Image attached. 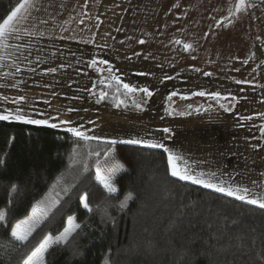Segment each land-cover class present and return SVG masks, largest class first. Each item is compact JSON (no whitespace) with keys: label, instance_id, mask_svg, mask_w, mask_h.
I'll return each mask as SVG.
<instances>
[{"label":"trees","instance_id":"1","mask_svg":"<svg viewBox=\"0 0 264 264\" xmlns=\"http://www.w3.org/2000/svg\"><path fill=\"white\" fill-rule=\"evenodd\" d=\"M16 2L0 0V22ZM114 87L115 82L96 83V101L101 90L109 93L98 104L116 107ZM108 147L61 128L0 121V208L7 209V221L0 224V264H23L44 235L63 230L69 215L81 228L67 244L49 250L46 264H104L105 256L112 264H264V210L173 177L160 148L111 146L127 171L118 176L119 194L105 215L107 193L96 179V163ZM13 184L17 193H11ZM127 192L133 199L121 209L118 202ZM49 193L60 203L28 242L15 240L12 226ZM85 193L101 209H84Z\"/></svg>","mask_w":264,"mask_h":264},{"label":"crops","instance_id":"2","mask_svg":"<svg viewBox=\"0 0 264 264\" xmlns=\"http://www.w3.org/2000/svg\"><path fill=\"white\" fill-rule=\"evenodd\" d=\"M71 1L74 3L76 0ZM118 1L124 3L123 16L113 31L109 48L103 50L105 52L103 53L97 47L82 52L79 50L65 52L63 39L60 40L56 34L51 36L46 29L43 32L39 29L42 23H48L42 12L38 15L39 9L41 10V7L52 9L54 1L33 0L37 6L29 9L30 15L22 24L21 38L9 41L11 45L19 47L6 50L8 58L14 57L23 68L19 69L22 77L25 74L21 82H28L37 89H44L50 86L48 81L51 80L54 87L58 88L60 85L63 89L64 77L63 75L60 77V74L66 65L72 64L76 66V73L75 82L72 78L71 82L76 83L78 88H89L91 84L88 87L86 83L93 84L95 81L89 74L94 78L95 72L101 70L92 68L95 65L91 64V61L95 57L100 61H109L105 65L114 67L113 69L122 75L121 80L132 85L138 82L133 80L132 71L128 69V66L134 68L131 62L137 64V74L143 70L155 74L153 71L156 70L155 66L168 67L171 74L182 72L183 79L188 73L194 74L196 75L194 81L185 79L178 84L179 93L176 98H172L168 92L171 96L168 106H171V101L181 98L189 102V106L183 112L190 115H180L182 120L173 124L177 150L183 152V156L187 158L194 171L217 172L222 174L224 179L231 176L237 184L247 186L254 192L264 193V176L261 175L264 173V136L259 131V126L264 124V118L257 115L264 113V4H261L260 0H255L258 7L242 15L232 26L226 27L227 22L224 21L217 27V22L228 15V9L235 0ZM99 6L105 8L110 5L100 3ZM23 29L32 35L23 34ZM50 38L53 41H51L53 49L47 48ZM141 40L145 43L141 44ZM177 40L181 43H176ZM44 42L47 46H44ZM129 42L134 43L130 45ZM185 43L192 44V48L185 50L183 46ZM43 51L48 54H44ZM48 56L52 58L51 61L44 59ZM65 57H75L76 60L72 59L71 63H68ZM86 57L88 59L83 60ZM100 61L98 60V65L102 67L104 64ZM145 63L150 67H146ZM53 68L56 69L54 73L60 72L56 78L53 75L48 76L51 74L49 69ZM205 72L212 75H204ZM31 74L34 78L30 77ZM147 85L148 89L155 90L154 81ZM181 89L185 91L182 93ZM199 91L220 92L222 97L228 99L217 101L208 95H192ZM40 94L47 98L51 96L48 102L56 109L53 111L54 114L61 115L58 107L54 106L56 104L53 101L54 95L44 91ZM57 94L56 98L63 99V90ZM26 95L28 94L23 93L21 96ZM17 96L14 93L8 94L7 97L10 99L8 101L13 103ZM135 98L145 101L147 97L141 92H136ZM221 104L224 107H221ZM47 108L46 106L44 110ZM107 108L108 113L115 111L111 107ZM226 108H230L231 111H226ZM120 109L121 112L118 113L125 118L108 120L104 117V122L123 124L129 121L127 118L131 115L128 110ZM167 111L173 113L175 117L180 114V111L172 112L169 107ZM40 115L32 118H47V115L43 116V111H40ZM247 116H252V119H243Z\"/></svg>","mask_w":264,"mask_h":264},{"label":"rangeland","instance_id":"3","mask_svg":"<svg viewBox=\"0 0 264 264\" xmlns=\"http://www.w3.org/2000/svg\"><path fill=\"white\" fill-rule=\"evenodd\" d=\"M51 1H54V3H52L54 6L52 9L41 7V10L39 9L38 11V15H41L42 12V16L45 18L47 17L46 20L48 22L47 24L42 23L41 28H39L40 31L43 32V30L46 29L50 35L52 34L51 36L56 34L60 40L63 39V50L65 52H72L75 50L82 52L86 49L89 50V48L97 47V49H101L102 52L105 53L103 50H107L109 48L110 41L114 35L113 31L123 16V1L117 0L114 2V0H105V2H102V0H76L74 3L71 0L69 2L68 0ZM100 3L109 4L110 6L103 8L99 6ZM52 5H50V7ZM36 6V3H34V7ZM48 41V46L46 45V42H44V46H47V48H52V38H50ZM133 43L134 42H129L130 45ZM49 51L52 50L49 49ZM43 53L48 54L44 51ZM46 58V61H51L52 59L49 58V56L44 57V59ZM72 59L74 61L76 60L75 57H65V61L68 63H71ZM86 59L88 58H83V60ZM94 59L97 61V63L94 66L95 68H92L94 70H98L100 68L101 70L100 72H95L94 78L88 73L91 76V79H95L93 84L86 83L88 87L91 84L89 88L76 87V83H74V73H76V66L68 64V66L66 65L67 67L65 66V70L60 74V77L62 75L64 77L63 89L59 84L58 88L54 87V83L51 80L48 81V84L50 85L48 88L37 89L28 82H21L23 77H25V74L22 77V73L19 72L20 70H23L22 66L18 65L19 63L14 57L8 58V56H6L4 60L0 61V65H3L0 66V85L3 86L2 88L0 87V97H7V95L10 93H14L16 96H21L23 93H27L28 95L24 96L26 99L18 104L9 102V98L7 101H4L2 98H0V112H4L8 109L15 110L17 107H19L22 108L26 114L32 117L41 116L40 111H43V116L47 115V118H49V124L55 123L58 125V128L64 130H67V128L70 126H82L81 130L85 131L89 136L102 137L103 139L100 141L112 139L123 141L133 138L150 139L153 141L163 142L167 147L183 154L182 151L177 150V137H175L176 132L174 133L173 130L174 122L182 120V118L180 117V114L176 115V117L173 115V113L169 115L167 110L169 107L170 110L172 109V112L180 111V113H183V111L189 106V102L186 99L181 98L171 101V106H168L170 103L168 92H177V86L179 83L184 82L185 79L186 81H194L196 79V75L188 73L185 75V79H183V74H181L182 72L171 74L168 72V67L155 66V69L157 70H153L155 74L148 73L146 70H143L141 73H146V75L139 76V74L136 73L138 70L137 64L131 62V65L134 66V68L128 66V69L132 71L131 76L134 78L133 80H137L138 82L135 85H143V87L149 88V85L147 84L151 81H154L155 90L149 89L150 91L154 92V95L153 97H147L145 101L138 100L135 98V96L131 97L126 100L127 107L123 105H121L119 108L111 107L115 111H113V113H108V106H103L97 103L94 96V86L98 82L107 81L106 78L112 75L119 76L120 78H122V75H119L117 70L113 69L114 67L111 68V72H109L110 65L106 66L104 64L102 67H99L98 60L100 61V59L95 57L92 60ZM13 61H15V63H13ZM145 66L150 67L148 63H145ZM138 72L140 73V71ZM5 73H14V75H5ZM50 73L51 74H48L49 77L53 75V77L56 78L60 72ZM30 77H33V74H31ZM167 77H172V79H167ZM71 78L74 80L73 83L71 82ZM202 79L210 80V78ZM58 80H60V78ZM206 82L210 83L209 81ZM190 89L191 88L189 87L188 90ZM62 90L64 93L62 94L63 99L56 98L55 95L59 92L62 93ZM43 91L52 93L54 95L53 101L56 102L54 106L58 107L59 114L61 115L56 116L54 114L53 111H56V109L53 107L51 102H48L51 100V96L48 98L47 96L42 97L40 93ZM184 91L185 90L181 89L182 93ZM57 96L60 97L61 95L57 94ZM187 96H189V94H187ZM172 98L176 97L173 96ZM132 99H135L136 102L140 103L143 110L136 109L132 103ZM45 105L48 107L46 110H44L46 107ZM120 108H126L128 110V113L131 115L129 118H127L129 121L124 122L123 124H114L111 121L106 123L104 122V117L108 118V120H110L109 118L118 120L121 117L125 118V116H121L118 113L121 112ZM42 118L43 117H41V119ZM95 118L98 119L96 120ZM37 119H40V117ZM61 120L71 121V124L61 125ZM165 127L171 128L172 133H163L159 131V129H163ZM112 148L114 149V159L107 158L106 162V157H104L100 161L102 166L111 167L116 163V161H119V163L123 164L118 157L116 148ZM78 155H80V153Z\"/></svg>","mask_w":264,"mask_h":264},{"label":"snow or ice","instance_id":"4","mask_svg":"<svg viewBox=\"0 0 264 264\" xmlns=\"http://www.w3.org/2000/svg\"><path fill=\"white\" fill-rule=\"evenodd\" d=\"M261 4H264V0H260ZM179 6V5H175ZM34 7L33 0H17L14 7L11 8L10 12L6 15V18L2 19L0 22V61L4 60L7 56V49L9 48H18L19 46L11 45L9 41L11 39H20L22 33V24L27 20L30 15L29 9ZM255 0H235L233 4L230 5L228 9V15L223 17L221 21L217 22V27H220L221 24L226 21L227 26H232L234 22L238 21L242 15L250 13L253 9L257 8ZM213 19H215L213 17ZM23 34L32 35L26 29H23ZM42 35V33H41ZM259 39V37H257ZM141 44L145 41L141 40ZM176 43H181L177 40ZM185 50L191 49L192 44L185 43ZM15 63V61H13ZM96 60H92L91 64L95 65ZM102 64H108L109 61L102 60ZM3 66V65H0ZM19 70V69H17ZM51 72H55L56 69H49ZM111 72V68L109 69ZM5 75H14V73H5ZM139 75H146V73H139ZM204 75L210 76L211 73L205 72ZM108 81V86L113 87V82H115L113 99L116 101L115 106L120 107L121 105L127 107L126 99H121L124 97H134L136 92L143 93L146 97H152L154 93L150 91L147 87H138L136 85L124 83L119 76L112 75L106 78ZM167 79H172V77H167ZM104 81H102L103 83ZM237 83H248V81H237ZM123 89V91H122ZM178 93L173 92L171 96H176ZM109 95L108 92L101 90L99 92V99L97 103H100L102 100L107 98ZM192 95L205 96L208 95L213 99L219 101L220 99L227 100L228 97H222L220 92L207 93L205 91L194 92ZM169 96V99H171ZM4 101L8 100V97H0ZM26 98L24 96H19L15 98L13 103H21ZM235 99V97H233ZM132 103L135 108L138 110H143L142 105L136 102L135 99H132ZM221 107H224L221 104ZM226 111H231L230 108H226ZM71 111V109H70ZM169 114H172L169 112ZM180 115H190L188 112L180 113ZM260 117L264 118V113H258ZM243 119L251 120L252 116L243 117ZM0 121H15L23 122L31 125H49V118L34 119L30 115L26 114L22 108L17 107L15 110L8 109L6 112H0ZM91 123V121H90ZM61 125H70L71 121L61 120ZM52 128H56L58 125L53 123L50 125ZM82 126L79 127H68L67 131L73 133L76 137L81 138L84 141H100L103 139L100 136H89L85 131L81 130ZM163 133H172L171 128L159 129ZM259 131L264 136V124L259 126ZM170 138V137H169ZM106 143L109 147L105 150L106 162L107 158L114 159V149L112 145L117 143L122 144H131V145H143L148 148H160L165 151L167 154V165L170 169L171 175L178 178L182 181H189L196 185H201L204 188L212 189L215 192L222 193L227 197H233L236 200L245 202L250 205L257 206L259 209L264 210V193L254 192L251 188L243 185L237 184L231 176L228 179H224L222 174L217 172H205L194 171L189 164L186 157L182 153L175 151L167 147L163 142L153 141L150 139H138L133 138L129 140L117 141L115 139L107 140ZM79 147V145H77ZM255 147V146H254ZM92 155L99 157L100 153L94 152ZM105 162V163H106ZM0 163H3V160H0ZM127 168L116 161V163L111 167L102 166L97 159L96 163V179L103 186V189L107 193V198L103 201V211L105 215L108 214L107 209L112 207L111 200L119 194V189L116 186V180L119 175L123 172H126ZM264 176V173L261 174ZM255 186V182H253ZM56 185H53V190ZM19 191L18 187L13 184L11 185V193H17ZM133 199V193L127 192L124 194L123 199L119 200L118 207L123 209L128 205V202ZM80 202L83 204L84 209L89 212H92L94 209H101V205H90L89 203V194L85 193L80 197ZM60 203L59 198H53L51 193L47 194L41 200L36 201L32 208L31 212L25 216L23 219L18 220L14 226L11 228V236L15 240L25 243L29 241V238L32 237L33 233L41 227L42 224L49 218V214L52 210ZM7 221V209L0 208V224ZM81 228V224L77 222V217L75 215H69L67 217L66 226L63 228V231L59 232L57 235H53L51 232L44 235L43 239L35 245V247L30 251L27 257L23 260V264H46V254L49 253V250L54 246H60L62 244H67L70 238L73 237L77 230ZM111 251V250H109ZM261 262H264V255L260 257ZM104 264H112L110 258L105 256Z\"/></svg>","mask_w":264,"mask_h":264}]
</instances>
